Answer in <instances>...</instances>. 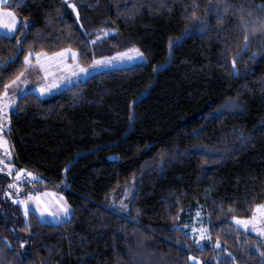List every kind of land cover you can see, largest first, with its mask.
<instances>
[{"label":"trees","instance_id":"obj_1","mask_svg":"<svg viewBox=\"0 0 264 264\" xmlns=\"http://www.w3.org/2000/svg\"><path fill=\"white\" fill-rule=\"evenodd\" d=\"M74 1L78 20L63 0L3 4L29 26L0 34V93L29 48L87 47L78 60L90 65L138 46L147 62L19 96L12 174L31 168L41 178L24 190L57 189L72 211L26 219L0 173V264H264V239L231 223L264 203V0ZM103 28L116 33L92 44ZM132 179L131 209L119 211L110 194ZM200 207L219 249L184 227Z\"/></svg>","mask_w":264,"mask_h":264},{"label":"snow or ice","instance_id":"obj_2","mask_svg":"<svg viewBox=\"0 0 264 264\" xmlns=\"http://www.w3.org/2000/svg\"><path fill=\"white\" fill-rule=\"evenodd\" d=\"M3 2L4 0H0V4H3ZM63 3L67 4V6L74 11L75 17L78 20L80 17V12L77 9L76 3H72L71 0H63ZM225 11H227V6L225 8ZM192 15L195 18V13H193ZM18 23H22L23 31L20 32V35H24V31L27 30L29 22L26 19L21 22L14 11H5L0 8V30H4L5 39H10L11 36L17 32ZM258 23L261 28H264V20H258ZM242 26L244 28H248L252 25H250L249 22L244 21L242 18ZM185 34L187 35V32ZM245 40H247V37H245ZM91 43L95 44L96 41H92ZM174 43L175 42L170 41V48ZM17 44H20L19 40H17ZM247 46V43H245V49L247 48ZM69 54L73 58L74 64L67 63ZM88 55L89 52L87 47H85L82 53H78L76 50L69 46L58 52H54L51 55L44 51L33 52L29 48L27 50V55H25L23 59L25 71L19 72V74L16 75V77L12 79L9 84H4L3 92L0 93V133L3 132V124L8 119L9 108L16 104L15 99L10 96V91L12 93H16L20 89L21 85H27L29 83L27 76L30 75L31 72H42V76H40L39 79L43 80L44 83L40 85L39 91L41 94H46L52 91L53 88L58 87V82H48L49 77H55L57 73H62L64 75H62L61 79H66L70 78V76H77L80 73H87L89 68L81 66L77 60V57H86ZM91 55L95 57V52H92ZM253 55H255V53ZM136 58L145 59V56L139 48L133 46L124 51H117L113 56H105L101 57L100 59L93 58L92 64L89 67L97 68L106 65L110 66L113 65L116 61H123L125 59L132 60ZM231 63L233 66H235V59H233ZM234 74L239 75V72L235 69V67ZM0 148H4L5 153L8 156H11L10 146L7 145V141H5L2 137H0ZM4 164V160L0 159V165ZM6 168L8 174L11 175L13 172V165L9 163L6 165ZM4 170L5 167H0V171ZM25 173L27 177H32L33 179H35V176L32 172L27 171L23 168L16 171L15 179L20 180L21 177L25 175ZM9 188H15L17 189V191H19V185L16 183L10 184ZM6 195L10 197L12 193L8 192L6 193ZM13 202L23 206L22 210L25 217L28 216L29 211L31 210L30 205L35 206V209L40 214V218H43L45 213H50L53 216L70 215L71 206L67 203L66 199L63 196H58V194L55 192H37L35 195L29 192L26 199L14 200ZM53 204L58 209V211H52ZM127 207L128 206L123 201L120 202V208L122 210H127ZM229 211H231V209H229ZM195 215L198 219L201 217V212L199 211V209L196 211ZM25 222L27 223V221ZM231 223H234V230L236 231L243 229L246 232L251 231L260 235H264V203L257 204L252 209L250 217L240 218L233 216ZM184 227L188 228L189 225H184ZM191 233L195 236L194 242L201 248H203V245L201 244L202 241L207 240L210 242V244L212 242V237L210 234H208V229L203 225H201V227L199 228L192 227ZM211 246L219 249L221 247V241L217 239L214 244H211ZM189 259L190 261H195L197 260V257L192 256ZM231 259L234 260L235 258L231 257Z\"/></svg>","mask_w":264,"mask_h":264},{"label":"rangeland","instance_id":"obj_3","mask_svg":"<svg viewBox=\"0 0 264 264\" xmlns=\"http://www.w3.org/2000/svg\"><path fill=\"white\" fill-rule=\"evenodd\" d=\"M9 0H4L3 4H6ZM72 3H75L74 0H71ZM3 4H0V8H3L1 6H3ZM77 5V4H76ZM78 9V8H77ZM11 10V9H9ZM107 30V31H105ZM1 33H5L4 30H0V34ZM114 33H116V29H107V28H103L101 29V31L94 37L92 38L93 41H97V40H101L102 37H107L109 35H113ZM137 48H139L138 46H135ZM140 49V48H139ZM75 50V49H74ZM141 51V50H140ZM58 52V51H57ZM142 52V51H141ZM115 55V54H114ZM105 57V56H104ZM96 59H100V58H96ZM69 60V61H68ZM68 60H67V63L69 62V64H74V60L73 59H70V56H68ZM142 62H147V58L145 57V59H140V58H136V59H132V60H128V59H125L123 61H116L113 65H106V66H100V67H97V68H92V67H89L90 65H82V63L80 62L79 64L83 67H88L89 70L87 73H80L79 75L77 76H70V78H66V79H62L60 81H58V87L56 88H53L51 91V94H57L59 93V91H61L62 89L64 88H67V87H70L71 85L73 84H77L83 80H85L86 78H89L91 77L93 74H96V73H100V72H103V71H106V70H113L114 68H126V66H132V65H136L137 63H142ZM34 75V79H38V77L41 75V73H38L36 71H33L32 72ZM57 75H63L62 73H57ZM37 92V91H36ZM53 92V93H52ZM20 93V92H19ZM39 95H42L40 94V92H37ZM45 96L48 95V93L44 94ZM10 96L13 97V95H11L10 93ZM15 99V101L17 100V98L13 97ZM14 110V105L12 107L9 108L8 110V117L11 113V111ZM31 172V171H30ZM11 176H13V180H12V184L13 183H16L18 184V180L15 179V174H11ZM35 176V175H34ZM22 178V177H21ZM32 178V177H31ZM6 180L8 179V177H4V176H0V180ZM33 179V178H32ZM38 180V179H37ZM19 185V184H18ZM134 190H135V183L133 182V179L131 180L130 184L126 185V186H123L121 187L120 189L112 192L110 194V205L112 203V206L116 209H118L119 211H121V208H120V202L123 201L128 207H127V210H124V211H127L129 212L130 209H131V206L130 205V201H131V198L133 197V193H134ZM8 192H11L12 195H11V198H13L14 200H22V198H25L27 197V194L29 192H31L33 195L36 194V191L35 190H29L28 192H26L22 187L19 186V191H17V189L15 188H10ZM58 192V191H57ZM58 194V193H57ZM59 196V194H58ZM64 197V195H63ZM66 199V197H64ZM67 201V199H66ZM68 203V201H67ZM69 204V203H68ZM21 207L23 208V206L21 205ZM31 207V210L30 211H34L40 220H43V221H47V222H53L47 215H44L43 218H40V214L39 212L35 209V206L34 205H30ZM199 209V211L201 212V217L198 219L195 215L196 211ZM72 210V208H70V211ZM30 211H29V214H30ZM52 211L53 212H56L58 211V209L53 206L52 207ZM29 214L27 217H25L26 219L29 218ZM192 215L190 216V219L189 221L187 222L186 225H189L188 228H186L188 230V232H190V234L192 236H194L192 233H191V229L192 227H196V228H199L201 227V225H203L205 228L208 229V234H209V228H208V225H206L205 223V214L203 213L202 211V208H197L195 209L192 213ZM70 216L68 217H59V220L60 222H64L65 220H68ZM246 217H250V216H245V217H240V218H246ZM235 226V225H234ZM245 231V230H244ZM250 233H253V234H256L257 236H260L262 239H264V235H260L258 233H254V232H251V231H248ZM195 237V236H194ZM210 242L205 240V241H202L201 244L203 245V247H205L207 244H209ZM198 246V245H197ZM199 248H201L200 246H198ZM194 256V255H192ZM191 256V257H192ZM196 257V256H195ZM194 264H203V260L199 259L197 257V260L195 261H192Z\"/></svg>","mask_w":264,"mask_h":264},{"label":"crops","instance_id":"obj_4","mask_svg":"<svg viewBox=\"0 0 264 264\" xmlns=\"http://www.w3.org/2000/svg\"><path fill=\"white\" fill-rule=\"evenodd\" d=\"M1 7H3L2 9L3 10H5V11H7V10H9L8 8H6V7H4V6H1ZM19 24V23H18ZM18 24H17V26H18ZM1 34H5V33H1ZM48 53V52H47ZM49 55H51L52 53H48ZM69 56H70V59H73L72 57H71V55L69 54ZM33 60H34V58H33ZM77 60H78V57H77ZM69 61V60H68ZM78 62L80 63V61L78 60ZM69 63V62H68ZM24 71H25V69H24ZM38 73H41V75L40 76H42V72H38ZM33 73L31 72V74L30 75H28L27 76V78H28V80H29V83L27 84V85H21V87H20V89L16 92V93H12L11 91H10V93H11V95H13V97H15V98H17L18 99V97L19 96H21V95H24L25 93H27V92H34V93H36V91L37 92H40L39 91V87H40V85L42 84V83H44V81L43 80H41V79H39V77H38V79H34V75H32ZM64 75V74H63ZM61 77H62V75H55V77H49V81L48 82H58V81H60V80H62L61 79ZM53 91V90H52ZM20 92V93H19ZM53 93V92H52ZM41 94V93H40ZM50 95H52L51 94V91L50 92H48V95L47 96H45L44 94H42V95H40V96H43V97H48V96H50ZM36 191V193L37 192H39V193H43V192H46V191H48V192H52L51 190H48V189H38V190H35ZM59 196H62V195H59ZM23 199H25V198H22V200ZM47 199V198H46ZM53 206H55L54 204H53ZM72 211V210H71ZM71 211H70V215H71ZM44 215H47L53 222H56V223H59L60 222V220H59V217H63L64 218V216L63 215H56V216H53V215H51L50 213H45ZM70 215H68V216H70ZM68 216H65V217H68Z\"/></svg>","mask_w":264,"mask_h":264},{"label":"built area","instance_id":"obj_5","mask_svg":"<svg viewBox=\"0 0 264 264\" xmlns=\"http://www.w3.org/2000/svg\"><path fill=\"white\" fill-rule=\"evenodd\" d=\"M5 134H6V136H7L5 141H7V145L10 146V149H11V156H12L13 153H15L14 144H13V142H12V140H11L10 132L6 129L5 125L3 124V132L0 133V137H2V138L4 139ZM11 156H8V155L5 153L4 148H0V159H3L4 162H5V164H4V165H0V167H5V169H6V165H7L8 160H9V158H10ZM17 161H18V160L16 159V162H17ZM17 163H18V162H17ZM4 171H5V170H4ZM27 180H28V177L25 176V177H24V181H27Z\"/></svg>","mask_w":264,"mask_h":264}]
</instances>
